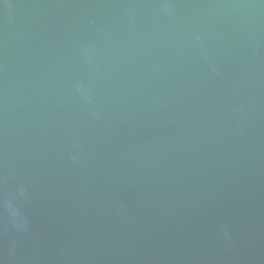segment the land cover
I'll list each match as a JSON object with an SVG mask.
<instances>
[{"label":"water","instance_id":"95a60500","mask_svg":"<svg viewBox=\"0 0 264 264\" xmlns=\"http://www.w3.org/2000/svg\"><path fill=\"white\" fill-rule=\"evenodd\" d=\"M0 264H264V0H0Z\"/></svg>","mask_w":264,"mask_h":264},{"label":"clouds","instance_id":"9594fccd","mask_svg":"<svg viewBox=\"0 0 264 264\" xmlns=\"http://www.w3.org/2000/svg\"><path fill=\"white\" fill-rule=\"evenodd\" d=\"M9 207H11V205H9Z\"/></svg>","mask_w":264,"mask_h":264}]
</instances>
